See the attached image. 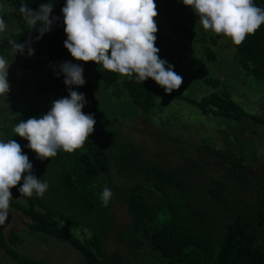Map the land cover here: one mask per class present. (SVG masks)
Returning <instances> with one entry per match:
<instances>
[{"label":"trees","instance_id":"16d2710c","mask_svg":"<svg viewBox=\"0 0 264 264\" xmlns=\"http://www.w3.org/2000/svg\"><path fill=\"white\" fill-rule=\"evenodd\" d=\"M172 2L177 5L178 0ZM253 2L264 8V0ZM6 3L9 14L17 19L18 30L10 34L9 38L0 41V56L10 50L13 43L24 44L29 41L34 53L28 56L26 47L20 62L24 69L30 70L28 79L34 81L29 80L31 101L22 109H9L7 124L1 126L4 141L12 139L18 142L32 165L39 164L42 170L44 168V171L52 172L55 178V182L48 187L52 195V205L35 193L32 197L20 194L18 189L23 182L21 180L20 184L11 190L18 194L22 201L12 199L10 207L28 218L25 222L28 230L52 236L76 249L83 258V264H118L110 263L100 256L98 231H93L81 239L61 224L69 222L76 226L81 215L99 208L98 198L104 189L103 178L108 175L110 169L106 151L98 143L100 134L109 132L105 129L107 120L99 110L92 80L83 72L85 84L71 86V90L84 93L87 103L82 111L93 114L96 121L93 133L82 148L72 153L59 151L55 157L39 160L35 152L27 147L28 141L15 135L13 131L19 122L32 117H42L50 110L53 101L68 97L69 88L64 84V76L59 74L60 64L65 61L78 64L84 71V62L74 60L64 47L67 37L61 9L66 0H6ZM47 3L53 5L51 17L56 19L51 30L37 40L41 25H22L18 20L19 8L22 4H27L30 9L37 10L41 4ZM157 11L166 12L165 9ZM167 22H170V28H176L173 19L169 18ZM184 34L189 36L186 31ZM8 39H11V43ZM233 47L240 69L245 74L264 81V24L255 34L247 36L239 46L233 44ZM177 51L178 49L175 50ZM201 53L206 60L213 57V52L207 45H202ZM87 63L94 69L100 81L114 89L115 97L123 93L134 107L144 113L151 112L155 103V86L151 79L137 82L134 76L129 79L103 69L102 65ZM202 80L209 84L211 89L198 98L174 91L169 95L194 105L203 114L231 119L248 115L264 124V115L246 113L219 85V78L203 76ZM108 145L121 151L115 155L119 170L122 166L129 165L133 174L140 171L144 180L150 182V188L162 200L158 208L148 204L139 192L143 187L140 184L120 191L130 219V232L137 229L142 232L150 244L151 253L161 264H264V161L258 168L252 169L245 156L238 151L237 144L223 147L203 144V150L220 164L222 176L234 182L247 195L246 199L240 198L239 203L231 208L227 201L225 180L212 178L214 186L208 188L209 197L221 207L220 209L228 212V218L220 224L215 234L208 235L204 229L206 222L201 219L196 209L199 206L194 208L195 205L188 203L190 195L186 190L189 184L184 172L153 165L140 168L139 154L133 149L125 150L127 143H117L112 139ZM192 214L196 216L193 218ZM16 239L17 236L11 230L5 235L0 227V248L12 259L13 264H46L17 252L11 245Z\"/></svg>","mask_w":264,"mask_h":264},{"label":"rangeland","instance_id":"374dc122","mask_svg":"<svg viewBox=\"0 0 264 264\" xmlns=\"http://www.w3.org/2000/svg\"><path fill=\"white\" fill-rule=\"evenodd\" d=\"M155 2L157 10H166L157 11L158 15L155 17L158 28L155 46L160 50L158 55L173 65V70L183 77L181 87L174 92L198 98L211 89L202 80L203 76L217 77L223 90L246 113L264 115V81L245 74L240 69L230 39L204 30L198 16L189 6L183 5L182 0H178L177 5H173L172 0ZM9 12L6 0H0V17H5ZM169 18L173 19L176 28H170V22H167ZM18 20L22 25L28 24L21 13L18 14ZM17 30L16 27L12 28L10 34ZM184 31L189 34L188 37ZM202 45H207L212 50L211 60L204 58L201 53ZM173 47L178 51L175 52ZM87 64L83 63V72L95 84L94 94L99 110L107 120L105 129L109 132L100 134L98 143L106 151L110 166L108 175L103 178V188L111 189L113 196L105 207L100 194L99 208L81 215L78 225L69 222L61 224L81 239L93 231H98L100 256L110 263L161 264L151 253L150 244L142 232L138 229L130 232V219L120 191L140 184L143 187L139 192L148 204L158 208L162 200L150 188V182L144 180L140 171L133 174L129 165L122 166L119 170L115 155L121 151L117 147L109 146V142L114 139L117 143H127L125 150H136L140 168L153 165L184 172L189 184L186 190L190 195L188 203L195 205L194 208L199 206L196 209L201 219L206 222L205 232L213 235L228 218V212L220 209L209 197L208 188L214 186L212 178L225 180L227 201L231 208L239 203L240 198L246 199L247 195L234 182L222 176L220 164L203 150V144L207 143L212 147L237 144L238 151L245 156L250 167L258 168L264 161V124L248 115L231 119L203 114L194 105L166 94L153 80L155 103L151 112L144 113L134 107L123 93L115 97L114 89L100 81L94 69ZM0 122L3 126L7 124L6 113L0 114ZM3 134L1 130L0 140L4 141ZM32 166L37 179L46 181L49 186L55 182L52 172L44 171V168L42 170L39 164ZM11 193L13 199L22 201L18 194L12 190ZM42 198L48 204H53L48 189ZM195 216L192 214L193 218ZM26 221L28 218L25 215L10 207L6 222L0 225L5 235L11 230L17 236L11 243L17 252L46 264H83V258L76 249L52 236L28 230ZM0 264H13L12 259L1 248Z\"/></svg>","mask_w":264,"mask_h":264},{"label":"clouds","instance_id":"9594fccd","mask_svg":"<svg viewBox=\"0 0 264 264\" xmlns=\"http://www.w3.org/2000/svg\"><path fill=\"white\" fill-rule=\"evenodd\" d=\"M198 16L204 30L228 37L239 46L247 36L264 24V8L253 0H182ZM53 5L41 4L32 10L22 4L19 12L26 23L41 26L39 40L51 30L56 19L51 17ZM66 40L64 47L74 60L93 62L103 69L118 73L137 82L153 80L166 94L181 87L183 77L174 66L159 57L155 46L158 31L155 17L158 15L155 0H66L61 9ZM8 24L0 17V33ZM24 44L13 43V56L27 54L34 49ZM10 63L0 56V96L10 90L8 68ZM59 74L69 88L68 97L52 102L50 110L40 118H29L14 126V133L28 141L27 147L36 158L45 160L55 157L59 151L72 153L83 147L94 131L93 114L82 111L87 103L84 93L71 90L72 85L83 86V67L70 62L59 65ZM18 191L26 197L35 193L43 197L49 185L33 174V166L21 145L15 140H0V225L9 214L11 189L20 184ZM113 193L105 187L101 193L103 206L107 207Z\"/></svg>","mask_w":264,"mask_h":264},{"label":"crops","instance_id":"0c3cea01","mask_svg":"<svg viewBox=\"0 0 264 264\" xmlns=\"http://www.w3.org/2000/svg\"><path fill=\"white\" fill-rule=\"evenodd\" d=\"M3 19L6 24H8V28L5 32L0 33V41L9 37L10 32H12L11 29L15 28L17 25L15 17L11 14L7 13ZM12 53L13 48L7 50L5 54L1 55L10 63L7 77L10 90L7 94L0 97V114L6 113L7 119L9 118V109L11 107L22 109L32 99L28 76L25 73L17 54L13 56ZM11 94L14 95V97ZM1 126L2 123L0 122V131L2 130Z\"/></svg>","mask_w":264,"mask_h":264},{"label":"built area","instance_id":"2783aa9c","mask_svg":"<svg viewBox=\"0 0 264 264\" xmlns=\"http://www.w3.org/2000/svg\"><path fill=\"white\" fill-rule=\"evenodd\" d=\"M8 42L9 43H11V39H8ZM17 54V56H18V58L20 59L21 57H23L24 56V53L23 54H20V53H16ZM25 70V73L27 74V76H28V74L30 73V70L28 69V68H26V69H24ZM30 80V82H33L34 80L33 79H29ZM12 95V94H11ZM13 97H14V95H12ZM1 97V96H0Z\"/></svg>","mask_w":264,"mask_h":264}]
</instances>
